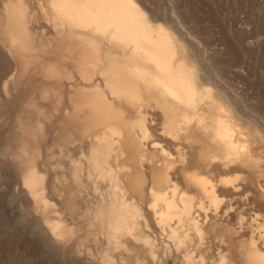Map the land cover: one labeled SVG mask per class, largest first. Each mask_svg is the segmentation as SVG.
Here are the masks:
<instances>
[{"label":"bare ground","instance_id":"bare-ground-1","mask_svg":"<svg viewBox=\"0 0 264 264\" xmlns=\"http://www.w3.org/2000/svg\"><path fill=\"white\" fill-rule=\"evenodd\" d=\"M153 17L138 0H2L0 95L52 112V208L35 168L40 122L21 124L23 185L57 239L82 222L107 232L114 255L157 257L161 244L185 264H264L250 134Z\"/></svg>","mask_w":264,"mask_h":264},{"label":"rangeland","instance_id":"rangeland-1","mask_svg":"<svg viewBox=\"0 0 264 264\" xmlns=\"http://www.w3.org/2000/svg\"><path fill=\"white\" fill-rule=\"evenodd\" d=\"M138 2L143 8L147 7L155 20L163 22L173 34L180 37V42L184 43L182 47L193 53L192 61L203 76L204 86L213 88L214 97L227 108L226 112L229 110V115L236 123L245 124L244 127L250 134L249 148L255 166L249 167L248 171L254 170L263 177L264 0ZM1 5L2 0L0 8ZM242 22L249 30L240 27L243 26ZM2 66L0 54V70ZM1 81L3 79L0 80V87L3 84ZM21 89L22 87L19 88L20 91ZM43 109H49L44 102L25 100L21 94L17 97L0 95V264H185L181 259L174 258L171 252L169 254L168 249L159 242L160 245L155 248L159 252L157 257L140 253V256L128 257V260L126 255H114L112 252L116 248H112L114 242L108 239L107 232L80 225L82 222L74 226H68L64 222L62 227L66 231L61 232L62 239L51 234L39 217L41 211H36L34 196L23 185V173L31 168L20 148L25 137L22 135V121L29 126L40 122L37 133L42 141L38 145L44 149L40 148L42 156L37 157L39 166L35 168L44 176L46 200L50 207L53 206V160L49 153L45 157V151L53 143L49 133L53 123L52 112L50 109ZM42 162L46 164L43 165ZM261 182L264 183L263 180ZM81 211L77 217L83 219L85 212L83 209ZM152 232L151 228L146 231L151 239L158 240L159 235ZM105 235L107 236L103 239ZM68 236L72 237L69 239L70 243H61L66 242ZM128 247L130 246L124 242L120 249ZM229 261L228 257L224 259L227 264H245ZM218 262L219 260L216 263Z\"/></svg>","mask_w":264,"mask_h":264},{"label":"built area","instance_id":"built-area-1","mask_svg":"<svg viewBox=\"0 0 264 264\" xmlns=\"http://www.w3.org/2000/svg\"><path fill=\"white\" fill-rule=\"evenodd\" d=\"M241 21H243V17H242V20H241ZM242 23H243V26L240 25V27H241L242 29H244V30H249V29L247 28L246 24H245L244 22H242Z\"/></svg>","mask_w":264,"mask_h":264}]
</instances>
